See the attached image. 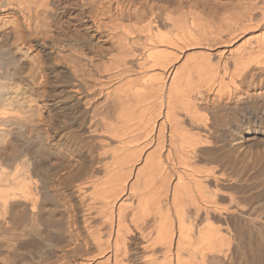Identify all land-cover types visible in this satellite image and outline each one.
I'll list each match as a JSON object with an SVG mask.
<instances>
[{
	"label": "bare ground",
	"instance_id": "1",
	"mask_svg": "<svg viewBox=\"0 0 264 264\" xmlns=\"http://www.w3.org/2000/svg\"><path fill=\"white\" fill-rule=\"evenodd\" d=\"M0 264H264V0H0Z\"/></svg>",
	"mask_w": 264,
	"mask_h": 264
}]
</instances>
